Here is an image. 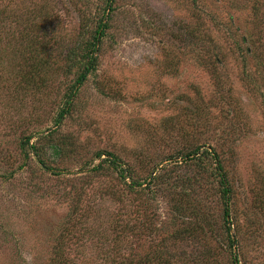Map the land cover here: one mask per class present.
Here are the masks:
<instances>
[{
	"label": "rangeland",
	"instance_id": "1",
	"mask_svg": "<svg viewBox=\"0 0 264 264\" xmlns=\"http://www.w3.org/2000/svg\"><path fill=\"white\" fill-rule=\"evenodd\" d=\"M210 2L221 6L226 23L234 10L220 0H199L205 10ZM37 6L51 16L37 24L54 54L89 37L84 25L92 30L103 16L109 20L95 69L55 129L61 97L80 71L40 73L28 85L17 75L20 59L10 52L17 32L29 24L26 17L37 21ZM191 8L192 0H114L113 11L103 15L105 0H0V264H49L58 249L66 264L177 258L175 264H233L232 253L237 264H264V82L255 74L250 86L240 82L241 63L227 53L218 86L186 49L177 50L187 45ZM48 77L54 83H38ZM200 105L202 118L193 113ZM49 128L76 146L60 157L42 149V166L33 153L21 152L20 143L36 133L46 136ZM197 144L218 153L232 190L228 226L238 242L232 252L213 161L182 156ZM113 157L126 180L109 166ZM132 181L141 187L130 191ZM185 190L190 196L181 195ZM115 191L121 202L112 198ZM173 203L181 207L177 215ZM197 204L199 215L191 212ZM89 206L93 211L83 222L81 209Z\"/></svg>",
	"mask_w": 264,
	"mask_h": 264
},
{
	"label": "trees",
	"instance_id": "2",
	"mask_svg": "<svg viewBox=\"0 0 264 264\" xmlns=\"http://www.w3.org/2000/svg\"><path fill=\"white\" fill-rule=\"evenodd\" d=\"M221 4L223 2L224 5H227V9H233V12L228 13V20L225 23L222 21L221 14L218 11H221V6L212 5L210 2V9H204L205 6L199 3V0H192V13L193 18L195 19L194 23L191 24L187 35L188 41L187 45H179L177 50L182 52H189L195 60L202 67L208 69L210 76L214 77L215 82L219 86L221 84L220 79L221 75L218 72V67L224 63V59L227 58V53L237 58L240 61L242 66V77L240 82H243L245 85H251L252 83V75H256L261 78L264 82V0H220ZM114 0H105V9L103 10V15H106V10L108 12L113 11L111 9V4ZM220 4V5H221ZM39 8V14L35 21L32 15L26 17L29 24L26 26H22L21 29L17 32V45L15 50L10 51L14 57H18L21 61V66H19V71L17 75L21 77V80L26 84H35L36 77L39 76L40 73L46 74H54L55 72L69 74L74 73L77 70L80 71L79 76L77 78V84L67 86L61 97L56 113L53 118V127H57L61 121L70 116V113L73 109V98L78 92V87L83 83L85 76L87 73L95 69L96 65V53L98 52V45L100 43L101 37L104 36V33L107 29H109V20L104 22V17L99 19L94 29H89V25H84L85 33L89 34V37H81V40H77L75 44L68 47L66 53L63 54H54L55 49L54 46L51 45L48 40L43 42L47 33L41 32L38 22L41 20H50L51 16L48 11L44 10L41 7ZM245 13V18L242 17L240 19V15ZM108 19L109 14L107 13ZM106 16V17H107ZM5 17V16H4ZM2 15V19L4 20ZM206 17V18H205ZM220 17V18H219ZM244 19V20H243ZM240 23V25H238ZM18 24V23H17ZM19 25V24H18ZM53 27V26H52ZM51 28V27H47ZM256 29V30H253ZM222 41V42H220ZM179 44V43H178ZM69 46V44L67 45ZM75 69V70H73ZM253 69V71H252ZM38 78V77H37ZM38 83L41 86L45 84L54 83L51 77L41 78ZM200 112V113H199ZM194 115H197L198 118H202L205 113L204 106H195V110L193 111ZM199 113V114H198ZM48 129L47 135L43 137H39L40 135L36 133V135H30L24 139L20 143L21 152L27 156L29 151L33 153L39 160V163L42 166H45L44 160L41 158L42 149L50 148L53 153L60 156H65L67 154L73 153L74 150L68 149L69 146H76L75 142L67 139L65 137H61L56 134L57 130ZM55 138H54V137ZM35 142L30 144L32 139H35ZM38 138V139H37ZM200 149H202L200 151ZM103 153H97V157L101 158ZM108 155V154H107ZM112 155L109 154V157ZM182 156L185 160L189 162L201 160L211 159L214 164L215 174L218 176L221 192V201L223 207V223L225 224V232L228 241V248L230 252H232L233 247L237 244V240H235L229 233L230 227L228 224L230 223L229 214H230V204L232 197V190L229 184H227L223 169V164L221 159L219 158L218 153L214 150L207 149L202 146L192 145L189 147L188 151L183 153ZM109 166L115 170L122 181L126 180V172L125 169H122L119 164H117V160L113 157L109 162ZM102 167L97 166L93 168V170H100ZM150 177H155L152 174ZM152 182H148L144 184L146 187H150ZM128 186L130 191L133 190V187H141V181L135 182L132 181ZM181 194L182 196H190L188 195L189 191L185 190ZM114 194L116 196H112V198L121 202V198L117 195L115 191ZM193 199H197L192 197ZM198 209H194L191 212L195 215H199L200 206L196 205ZM193 205L189 208L191 209ZM195 207V206H194ZM78 209H80L77 205L71 207L69 209L68 215L72 218L75 217L78 213ZM173 212L177 215L179 211H181V207L178 203H173L172 205ZM183 208L182 210H184ZM82 210V213L79 215V219L83 222H86L88 214L91 215L92 211L91 207L85 208ZM203 211V208H201ZM69 216V217H70ZM203 217V218H202ZM201 220L206 219L202 214ZM200 220V221H201ZM114 224V222H113ZM205 226L208 227L205 229L210 230L209 222L206 219ZM124 228L126 227L123 226ZM199 229L200 226H199ZM97 229L94 230L98 236H102L103 232H96ZM122 231V230H121ZM211 232L213 229L210 230ZM117 255H119L117 250H113ZM58 255L56 260H51L49 264H66L64 260L65 255L58 250L55 252ZM233 256V264H237V256L232 253ZM177 261L181 262L179 258L175 261L171 262L167 259L163 264H175ZM118 264H122L121 262ZM124 264V263H123ZM134 264H138L135 262Z\"/></svg>",
	"mask_w": 264,
	"mask_h": 264
}]
</instances>
